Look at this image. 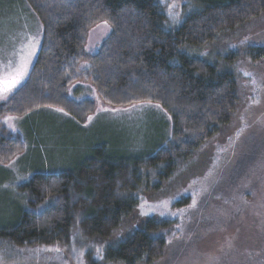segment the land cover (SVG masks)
<instances>
[{
    "label": "trees",
    "instance_id": "16d2710c",
    "mask_svg": "<svg viewBox=\"0 0 264 264\" xmlns=\"http://www.w3.org/2000/svg\"><path fill=\"white\" fill-rule=\"evenodd\" d=\"M22 1L40 25V45L26 81L0 105V120L59 109L85 125L96 114L94 101L68 97L80 84L91 86L105 108L160 105L162 130L148 151L124 155L101 140L71 168L33 173L13 188L18 201L0 216V241L14 248L67 247L74 227L85 240L109 239L136 208L138 192L158 190L229 124L237 107L233 75L185 50L202 49L258 18L264 0H189L174 27L156 0ZM104 21L110 34L96 54L86 55L89 32ZM245 58L259 61L264 49H248ZM235 60L231 54L226 63ZM23 152L21 136L0 127V168ZM150 178L155 183L148 186ZM168 224L145 221L106 248L105 262H158L167 246L160 235Z\"/></svg>",
    "mask_w": 264,
    "mask_h": 264
},
{
    "label": "rangeland",
    "instance_id": "374dc122",
    "mask_svg": "<svg viewBox=\"0 0 264 264\" xmlns=\"http://www.w3.org/2000/svg\"><path fill=\"white\" fill-rule=\"evenodd\" d=\"M156 1L174 27L187 12L189 0ZM40 32L22 0H0V76L9 80L26 67L21 83L0 95V105L26 81L39 50ZM109 34L104 23L94 27L84 53L96 54ZM254 48L264 49V13L202 49L185 50L188 56L233 75L237 107L229 124L158 190L148 187L138 192L136 208L109 239L85 240L74 227L67 247L57 243L14 248L0 241V264H110L103 258L106 248L147 220L169 223L160 235L167 241L164 255L153 264H264V58H245ZM231 54L236 60L227 64ZM68 97L94 101L96 114L82 126L62 110L0 120L2 129L24 141L22 155L0 168L2 218L18 201L13 188L33 173L71 168L96 142L104 140L124 155L148 151L159 143L163 114L156 107L105 108L91 86L80 84L68 91ZM149 181L148 186L155 183L153 178Z\"/></svg>",
    "mask_w": 264,
    "mask_h": 264
},
{
    "label": "snow or ice",
    "instance_id": "6c2138e0",
    "mask_svg": "<svg viewBox=\"0 0 264 264\" xmlns=\"http://www.w3.org/2000/svg\"><path fill=\"white\" fill-rule=\"evenodd\" d=\"M104 24L106 25L107 21H104ZM25 72H26V67L23 69H17L15 77L10 78L9 80H5L2 76H0V95H3L5 91L10 93L12 89H14L18 84H20L24 77ZM148 103L150 104L151 102L149 101ZM145 106L147 105H140V107H145ZM155 107L159 108L160 105L157 104L155 105ZM58 111L60 110L58 109ZM125 111H129V110L126 109ZM89 119H91V117Z\"/></svg>",
    "mask_w": 264,
    "mask_h": 264
},
{
    "label": "crops",
    "instance_id": "0c3cea01",
    "mask_svg": "<svg viewBox=\"0 0 264 264\" xmlns=\"http://www.w3.org/2000/svg\"><path fill=\"white\" fill-rule=\"evenodd\" d=\"M40 41V40H39Z\"/></svg>",
    "mask_w": 264,
    "mask_h": 264
}]
</instances>
